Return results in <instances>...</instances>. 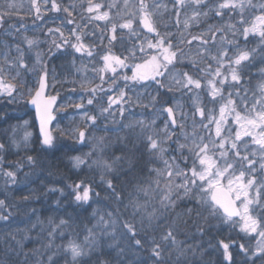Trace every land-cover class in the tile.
Returning a JSON list of instances; mask_svg holds the SVG:
<instances>
[{
	"label": "rangeland",
	"instance_id": "374dc122",
	"mask_svg": "<svg viewBox=\"0 0 264 264\" xmlns=\"http://www.w3.org/2000/svg\"><path fill=\"white\" fill-rule=\"evenodd\" d=\"M91 2L93 5H101L98 12H87L89 0H68L67 2L55 0L58 10L52 9L53 0H36V5L40 9L39 13L36 12L32 0H0V14L10 13L4 15L3 19H9L8 16L15 15L18 11L26 13L33 11L34 16L43 14L47 17L60 15L68 17L67 26L59 27V24L50 27L46 31L47 38H40V28H35L34 36L31 32L32 38L21 35L20 46L17 43L5 44L0 50V66L3 67L0 78H3L5 84L15 85L11 96L0 92V144L5 145V149L0 151V200L5 201V205L0 207V215L8 216L7 220L0 219V239L8 245L7 249L22 253L21 258H25L28 264H36L38 260L47 264V258L53 252L57 253L54 257L55 264H72L70 253L65 255L64 252V246L69 241L82 245L88 253L80 257L77 264H101V261L120 264L121 260L123 264H154L151 259V244L148 241L153 237L159 240L168 230V226L172 225L179 248L192 246L193 251L180 256L169 243V247L165 249L166 259L171 250L169 264H175L177 259L180 260V264L194 262H198L197 264H252V261H255V264H264V258H258L259 254L252 256L260 242L259 231H264V227L256 233L247 232L243 230L244 220L241 216H233L229 221L224 218V213L219 209L217 220L211 227V233H207L208 236L203 238L205 233H199L200 231L196 230L188 232V235L183 237L180 235L179 224L180 200L189 195L184 196L183 190L176 192L173 189L171 199L174 202L179 201V208L170 207L168 211H164L160 204L161 198L169 191L165 160L172 163L175 158V163L172 164L173 170L186 172L189 179L194 165L198 171H203L199 160L189 151L194 141L201 147L203 144L209 145L206 155L215 161L213 171L216 168L222 170L227 163L233 164V169L226 174L227 178H220L223 188L228 190L229 180L235 182V177L239 176L241 171H244L246 176L243 183L246 184L247 179L255 176L257 185H264V168L260 167L259 162L256 165V171L252 172L247 166V161H239L235 156V150L231 149V142L235 140L237 131L241 133L250 131L242 126L244 121L239 123L236 121L235 112L227 116V121L222 126V136L219 138L215 135L214 122L211 124V129L203 127V124L209 123L210 117L219 118L221 106L226 105L229 99L236 101L234 105L236 112L245 115L243 100L240 97L246 92L251 104L254 103L251 98L260 94V85L264 84V51L259 52L257 49H254V52L246 51L240 49L241 44H237L259 34V27L257 31H249L247 37L243 34L241 39L238 30L232 32L230 26H226L227 22L218 26L212 21H203L206 0H203L199 7L190 0H185L183 7L176 5L175 0H145L149 20L155 29L154 34L150 36L144 32L141 25L143 14L140 12V0H127V6H125V0H91ZM233 2L239 4L241 0H233ZM250 3L256 9H260L264 5V0H244V7L251 5ZM9 4L15 7L9 8ZM66 8L68 11H65ZM10 9H13V13L8 12ZM103 12L109 13L106 20L95 19ZM193 12L200 13L197 19L191 18ZM261 15H264V12L260 10L259 16ZM128 20L132 21V29L121 28L120 25ZM2 24L3 21L0 22V28ZM113 25H116L114 33ZM253 25H259L257 19L246 28L251 29ZM81 27L84 30L83 34L79 31ZM50 29L53 30L51 33ZM210 29L216 32L214 40L209 34ZM217 29L221 30L217 32ZM73 32L80 35V42L85 45L83 52H76L72 47L73 44L79 43L72 35ZM113 35L116 37L115 40L112 39ZM193 37L198 39L193 40ZM26 38L35 42L31 48L26 43ZM51 39H54L55 43L49 45ZM65 39L68 43H64ZM161 40L164 41V47L171 44V51L178 54L167 68L158 69L161 75L152 79L155 69L147 62L151 61L153 56H157L158 63L162 62L163 58L155 48L149 45ZM189 41L192 42L189 44ZM262 42L263 40L258 44ZM56 44L61 47L57 48ZM141 47L144 48V52L140 51ZM17 48L23 52V63L26 67H20L21 53L17 51ZM133 51L134 56L131 54ZM44 52H47L48 56H58L57 58L61 61L65 60L62 62V67L59 66L61 70L57 68L49 71L46 78L47 94L59 96L54 108L56 116L51 128L53 138L51 146L43 145L36 140L37 132L33 115L27 106V101L37 86L38 74L43 75L46 71L42 61ZM221 52L227 53L226 59H212L213 55L219 56ZM242 52H247L249 59H253L251 56L254 54V59L257 60L243 61L240 66L233 63L232 67H229V63ZM37 54H40L39 59ZM106 55L119 57L124 61L123 66L114 64L115 71L110 68L105 69L103 57ZM5 57L14 66L10 67L5 62ZM61 61H58V64ZM180 61L190 70L201 72L202 80H199L201 83L199 89L192 86L189 90L177 83L178 80L186 83L184 76L180 74ZM137 65L142 67L137 69ZM217 69L221 73L218 77L215 76ZM233 69H236L242 78V82L236 86H233L234 82L231 80ZM134 72L147 74L149 79L133 80ZM208 73L210 75L206 77L205 74ZM225 77L227 80L221 85L219 81L225 80ZM210 81L219 90L215 99L211 95ZM120 82L123 83L120 84ZM93 89L96 90L95 93ZM238 90L240 96L236 95ZM121 92L124 93L122 99ZM229 93L232 95L229 96ZM109 97L117 100V103L112 104L110 108ZM89 99L93 101L92 104L88 103ZM165 105L174 109L176 128H171L167 120L160 119V116L164 114ZM69 107L70 109H67ZM197 107L204 109L203 118L196 111ZM105 108L109 110L102 112ZM89 117H95V120L92 121L88 119ZM118 122L121 124L120 128H118ZM139 122H143V127ZM96 129L98 132L102 129L110 133L111 139L97 135L90 136L93 132L91 130ZM80 131L86 133L83 141L79 138ZM258 132L259 130H255V134ZM26 133L30 134L27 141H25ZM149 135L160 142L159 147L164 149L162 155L159 149L149 150L147 141ZM128 136L132 142L134 141L133 143L127 140ZM221 140L228 141L223 149L219 146ZM13 141L16 143L14 144ZM237 143L242 155L247 154L256 161L260 160L258 146L254 144L251 136L242 135L241 141ZM181 145L185 147L181 148ZM37 152L38 154L46 153L56 162L62 160L66 164V169L73 174L84 170L83 172L90 180L96 176L94 181L84 182L83 189L79 191L82 195L84 188H88L89 200L76 201L77 190L73 186L53 182L50 176L42 174L33 164L30 165L26 157ZM222 152L225 155L222 156ZM253 152L256 153L255 156H252ZM73 157H80L84 163L75 167ZM116 157L122 159L115 162L112 171L106 172L97 163V161L112 163ZM152 161L160 162L163 166L159 169L163 173L160 177H157L156 168L155 171H153L154 167H151L152 171L143 168L142 165ZM9 171L16 173L14 181L4 174ZM184 179V176L174 175L172 184H182ZM108 181L112 182L115 194L108 188ZM197 183L200 188L191 194L195 198L201 188L207 187L205 182L197 180ZM99 184L102 186L98 187ZM236 186L234 183V189L230 194L237 209L242 211L244 197L241 195L240 199H236ZM143 189L148 190L147 195ZM256 191L255 187L249 189L250 199L256 196ZM25 196L29 199H23ZM210 197L211 193H208L205 199L210 200ZM69 200H71L70 203ZM134 202L146 204V209L136 212L133 207ZM70 204L75 206V209L72 212L64 211V205L71 206ZM154 209L156 219L153 220L151 227H148L145 213L152 212ZM109 213L112 214L111 217ZM249 214L264 224L262 219L264 200H261L259 206H250ZM101 217L106 221L109 219L117 221L118 230L114 237L105 234V225L100 222ZM142 218L144 219L143 228L141 227ZM61 220L66 223L55 232L52 247L45 248V245L49 243L48 234L60 224ZM124 221L136 224L139 234L135 239L144 241L142 248L135 247L134 241L122 234L120 226ZM89 230L96 237L91 247L85 240ZM106 232L110 234L112 229L107 228ZM222 243L229 244L231 261L225 259ZM117 244L118 247L115 246ZM240 245L248 249L247 255L241 250ZM23 246L32 249L26 252ZM121 249L124 250L122 255L119 254ZM105 254L108 257L105 258Z\"/></svg>",
	"mask_w": 264,
	"mask_h": 264
},
{
	"label": "snow or ice",
	"instance_id": "6c2138e0",
	"mask_svg": "<svg viewBox=\"0 0 264 264\" xmlns=\"http://www.w3.org/2000/svg\"><path fill=\"white\" fill-rule=\"evenodd\" d=\"M203 3V0H194V4L199 7ZM33 6L36 8V12L39 13L40 9L36 5V0H32ZM175 4L179 5L180 7H183L185 5V0H175ZM125 6H127V0H125ZM9 8H14L15 6L13 4L8 5ZM140 12L143 14V18L141 20V23L146 27L149 31H155L153 28L152 24L149 22V15L147 13V5L145 3V0H140ZM240 7L242 10L244 8V0H241L239 4L233 2V0H223L220 4L217 5V15H221L222 11L224 9L228 8H236ZM101 8V5L95 4L93 5L91 0H89V7L87 8L88 13H93L94 11H99ZM52 9L53 10H58V5L55 3V0H53L52 3ZM177 12H179V9H176ZM65 11H68L66 8ZM261 11L264 12V5L261 6ZM6 14L10 13H3L0 14V22L3 21V16ZM69 15L71 13L69 12ZM134 15V14H133ZM200 13L198 12H193L192 19H197L199 17ZM204 15H207V13H204ZM109 16L108 12H103L100 15H97L95 19L97 20H106ZM259 22V25H253L252 28H245L244 29V35L247 37L249 31H257V27L260 29V36L262 39H264V15H261L256 18ZM187 26V22H186ZM121 28H127V29H132V21L128 20L126 23L120 25ZM221 29H217V32H219ZM53 30L50 29L49 32L51 33ZM55 31H59V29H55ZM113 33L116 31V25H113L112 28ZM209 34L213 37V40L215 39L216 32H212L211 29L209 30ZM73 36H75L76 41L79 43L73 44L72 47L75 49L76 52H83L85 50V45L80 42L81 37L80 35H77L75 32L72 33ZM61 37H63V33H61ZM113 40L116 39L115 35L112 37ZM198 39V37H193V40ZM192 41H189L188 43L190 44ZM26 43L29 45L31 48L34 45V41L31 39L26 38ZM55 43V41L53 42ZM64 43H68V40L65 39ZM204 43H207V41H204ZM164 41H158L156 44H150L149 47L155 48L157 52L159 53L160 56H162L163 61L158 63L157 62V56H153L151 58V61L147 62L151 64V66L155 69L154 74L152 75V79H155L156 76L161 75V73L158 71L160 67L167 68L169 64H172L173 60L176 59L177 57V52L171 51L172 45L169 44L168 47H164ZM57 48H60L61 45L56 44ZM17 51L20 52V57H19V63L20 67H26V65L23 63V52L17 48ZM141 52H144V48L141 47L140 49ZM133 56L135 55V52L133 51L131 53ZM39 55L37 54V58L39 59ZM89 55H91V52H89ZM227 58V53L226 52H221L219 56H213V60H223ZM249 59V54L247 52H242L239 56L235 58L234 61H231L229 63V67H232V64L234 63L237 66H240L243 61H246ZM103 60L105 62V69H111L112 71H115V65L123 66L124 61L121 60L117 56H111V55H106L103 57ZM5 62L9 64V66H14L11 61L7 60V57H5ZM142 66L137 65L136 68L140 69ZM3 71V67L0 66V72ZM103 71V69H102ZM221 73L219 69H217L215 76L218 77L220 76ZM184 80L186 83L183 81H177L178 84H181L182 87H186L189 90H191L192 86H195V88L199 89L201 87V83L198 79H193L191 75L188 73H184ZM46 78H47V72L45 71L43 75L40 77L39 81V90L36 93V97H34L31 101V103L37 105V114L40 118L41 122V134L43 136L42 144L43 145H48L51 146L53 143V138L51 134L46 131V124L48 121L52 119L51 111H52V104L56 101V97H51L48 101L44 103L43 110H41V106L39 101V98L41 97L44 88L46 87ZM103 78V77H102ZM127 79V78H126ZM133 80L140 79V80H147L149 79V76L147 74H142L139 72H134V75L132 77ZM227 80V77H225V80L219 81L221 85H223ZM231 80L234 82L233 86L239 85L242 82L241 76L238 74L236 69L232 70L231 73ZM159 83V81H157ZM210 84H212V92L211 95L213 99L216 98L219 90L215 87V84L210 81ZM163 86V85H161ZM15 85L13 84H5L3 78H0V92L7 93L9 96H11L14 92ZM93 93H95V89L92 90ZM232 93H229V96H231ZM237 96H240L239 90L236 92ZM124 97V93L121 92L120 98L122 99ZM222 98V97H221ZM241 100H243V108L246 111L245 115H241L240 112H236V109L234 107L236 101L229 99L226 103V105L221 106L220 108V116L219 118L216 117H210L209 118V123L203 124L204 128L211 129V124L214 122L216 125L215 128V135L216 137H221L222 136V126L223 124L227 121V116L235 112L236 114V121L239 123L240 121H244V124L242 125L246 129H250V131H246L244 133H241L240 131H237L235 140L231 142V149L235 150V156L236 158L239 159V161H247V166L249 169H251L252 172L256 171V165L259 162L260 167L264 168V84L260 85V94L254 95L251 99L254 100V103L249 104V97L247 96V93L245 92V95L240 97ZM89 104H92L93 101L91 99L88 100ZM117 103V100H114L112 97H109V108L111 107L112 104ZM76 107H80V105H76ZM109 109L105 108L102 109V112H107ZM123 111V109H121ZM165 111L168 113V116L171 118V123L172 125H176L177 121L175 118V113L173 107H168L165 109ZM196 111L199 113L201 118L204 117L205 112L204 109L201 107H197ZM88 119L94 121L95 117H89ZM141 126L143 127V122H139ZM167 127V126H166ZM182 127V125H181ZM255 130H259L258 134H255ZM28 135L30 134H25V141H27ZM242 135H247L251 136L252 140L255 145L258 146L257 151L261 154L260 155V160L256 161L252 158L249 157V155L244 154L242 155L239 149L238 141H241V136ZM86 133L84 131L79 132V138L81 141L85 139ZM148 141V148L150 151H156L159 149L161 155L164 152V149L159 147L160 142L156 139H153L152 136L147 137ZM15 144L16 141H13ZM201 143H203V138H201ZM228 143L227 140H221L220 142V148L223 149ZM185 147V145H181V148ZM5 149L4 144H0V151ZM198 149V150H197ZM209 149L208 144H203L201 147L200 144L193 142L192 147L189 148V151L194 153L195 157L199 160L200 166L203 168V171H198L195 165L191 169V178L189 179L187 177L186 172H179V171H174L172 164L175 163V158H173L172 163H169V161L165 160V166L167 169V179L169 181L167 187L169 188L168 193H166L160 200L161 207L163 208L164 211H168L170 207L174 208L175 207V202L171 199V192L174 189L176 192H180V190H183V195L188 196L191 195L197 188H200V185L197 183V180L200 182H205L207 184V187L201 188L199 194L197 195V200L198 203L204 205V206H210L212 213L216 214L219 209H223L224 212V218L226 220H231L233 216H241V218L244 220L243 224V230L251 233H256L259 231L261 227H264V224H261L260 221L257 219L253 218L249 214L250 206H259L261 200H264V185H257L256 182V177L253 176L251 179H247V183H243V180L246 178L245 172L241 171L239 173V176L235 177V182L233 180H229L228 183V192L233 191L234 189V183L237 185L235 187V191L237 193L236 199H240V196L242 195L244 197L243 200V209L242 211L236 209L234 207V201L228 197L226 194H224V190L222 185L220 184V178H227L226 174L230 172V170L233 169V164L232 163H227V166L223 168L222 170L219 168H216L215 171H213V168L215 166V161H213L210 157L206 155L207 151ZM221 155H225V153H221ZM256 153L253 152L252 156H255ZM73 163L75 167H79L84 161L80 157H73ZM122 159L121 157H116L115 160L112 163H109L108 161H97L98 164H100L104 170L107 171H112L114 164L116 161H119ZM26 160L28 163L34 164L35 163V157L33 156H28L26 157ZM7 177H10L15 180V172H5L4 173ZM163 175L162 172L157 170V177H160ZM184 176V182L179 185H173L172 184V178L173 176ZM215 177V179L213 178ZM158 183V180H157ZM82 187V185L77 184L75 188L77 189L75 200L76 201H88L89 200V189L84 188L83 194L81 195L78 189ZM255 187L257 189L256 191V196L254 198H249V189ZM108 188L113 190V193L115 194V189L111 181H108ZM145 191V194L147 195V189H143ZM208 193H211L210 200L205 199L206 195ZM180 198V197H178ZM23 199L28 200L29 197L25 196ZM5 205L4 200H0V207H3ZM146 204L142 205L139 202H134L133 207L136 210V212H140L144 209H146ZM192 209H189L188 212L191 213ZM109 217H111V213L108 214ZM145 217L147 220V225L148 227H151L153 220L156 219V210L154 209L152 212H146ZM0 219L7 220L8 216L0 215ZM264 219V217H262ZM100 222L105 225V234L106 235H111L115 236L116 232L118 230L117 227V221L114 219H109V220H104L103 217H101ZM66 222L61 220L59 225H56L53 228V231L50 232L49 235V243L45 245V248H51L53 243H54V235L55 232L61 228ZM141 227H144V219L142 218L141 220ZM107 228H111L112 232L109 234L106 232ZM122 229V234L127 235V237L130 240L134 241V246L137 248H142L144 241L141 239H135V237L139 234L137 226L134 222H129V221H124L123 224L120 226ZM259 236H260V242L258 244V247L255 249V251L252 253V256H257L259 254L258 258H264V231H259ZM15 239V237H13ZM96 237L95 234L89 230V234L87 237H85V240L89 242V246H93V241H95ZM21 243V242H18ZM148 243L151 244V259L154 261V264H169V261L171 259V250L169 251V256L166 259L165 258V249L169 247V243L179 252L180 256L185 255L186 252L193 251L192 246H187L186 248H179V242L176 240L175 236V231H174V226L169 225L168 230L157 240L155 237L150 239ZM115 244V242H114ZM22 246V245H21ZM118 247V244L115 245ZM222 247L224 249V256L225 259L228 261H231V255L229 253V244L222 243ZM241 250L247 255L248 249L245 248L244 245H240ZM123 249L120 250V255L123 254ZM64 252L65 255H68L70 253L71 255V260L72 264H77V261L79 260L80 257H83L87 255V251L85 248L77 244L73 241H69L67 245L64 246ZM57 255V253L53 252L52 255L48 256L47 258V264H55L54 257ZM251 259V258H250ZM36 264H45L44 261L38 260ZM101 264H109L108 261H101ZM120 264H123V261L121 260ZM175 264H180V260L177 259ZM252 264H255V261H252Z\"/></svg>",
	"mask_w": 264,
	"mask_h": 264
},
{
	"label": "trees",
	"instance_id": "16d2710c",
	"mask_svg": "<svg viewBox=\"0 0 264 264\" xmlns=\"http://www.w3.org/2000/svg\"><path fill=\"white\" fill-rule=\"evenodd\" d=\"M57 1H60V0H57ZM61 1L67 2L68 0H61ZM190 1L194 2V0H190ZM206 2H207V5L205 7V11L204 9L203 11L204 13H207V15H204L205 20L203 21H209V22L212 21V23L218 26L221 25L222 23L227 22L226 26H230V30L232 32H235V30H238L239 35H240L239 37L241 39L243 38L244 29L251 25L252 21H254L259 16L260 10H261V8L256 9L255 6L252 3H250L251 5L245 6L243 10L242 9L238 10L237 7L234 9L233 8L224 9L221 15H217L216 14L217 5L223 2V0H206ZM12 10L13 9H10L8 10V12L13 13ZM258 10L259 12H257ZM8 17L9 19H3V24H2V27L0 28V50L5 44L7 45V44H12V43H17V45L20 46L19 43H21L20 41L21 35L23 34L25 37L32 38V33L34 36L35 28H40V33H39V35L41 36L40 38H43V39L47 38L48 34L46 33V31L50 27L56 26L59 24H60L59 27H62V25L65 27L67 26V20H68L67 16L63 17L61 15L58 17L56 16L47 17L43 14L34 16L33 11H30L29 13L18 11L15 15H10ZM82 25H84V23H82ZM79 31L81 34H83L84 30L81 27ZM232 36L234 37L235 34ZM262 40H263L262 43H264V39L261 38L260 34H256L253 37H250V39L249 38L245 39L244 42L242 43L237 42V44L238 45L241 44L240 49H243L246 51L250 50L253 52H254V49H257V51L261 52V51H264V44L262 43L258 44V43H260ZM53 41L54 39H51L49 45H52ZM254 56L255 55L252 54L251 57H253V59H249L247 61L251 62L252 60H257V59H254L255 58ZM57 57L56 56L54 57L52 55L48 56L47 52L46 53L44 52V58L42 57V61H43V67L46 69L47 73L57 68L61 70L59 66H61L62 62L65 60L62 59L61 61L58 59L59 57L58 58ZM58 61H61V63L59 62L58 64ZM182 63L183 62L180 61V74L181 75H183L184 73H188L189 75L193 77V79L202 80L200 71L195 72V70H190L189 68H187L186 65ZM208 75H210V73L205 74L206 77ZM39 77H40V74H38V79ZM122 83L123 82H120V84ZM91 131L93 132L90 133V136L97 135L98 137H103V138L106 137L107 139L110 138L109 136L110 133L108 134V132L102 129H100L99 132L97 129L91 130ZM35 134H36L35 135L36 140H38L42 144V142L38 138L37 133ZM32 154H33L32 156L35 157V163L33 164V166L37 168L38 170H40L42 174H46L47 176H50L53 182H56V183L60 182L63 184L66 183L67 186H73L75 188L77 184L82 185L84 182H90L96 179V176H93L92 180H90L87 174L83 172L84 170L79 171L75 174L71 173L70 170L66 169V164L63 163L62 160H59L58 162H56L55 159L50 158L49 155H47L46 153L40 152L38 154L37 152V153H32ZM38 163L40 165H38ZM56 163H57V166H56ZM140 163L143 164L144 162H140ZM142 166L143 168L150 170V171H152L153 169L151 167H154L153 171H155L156 169L159 170L161 167H163L162 165H160V162H156V161L147 162V164L142 165ZM97 186L101 187L102 184H99ZM82 187H80L78 191H81V189H83ZM75 190L77 189L75 188ZM70 202L71 200H69V203ZM64 207H65L64 211L68 210L72 212L75 209V206L73 205L71 206L64 205ZM175 208L176 209L179 208L178 200L175 201ZM189 209H192L191 213L188 212ZM180 214H181L180 221H179L180 235L184 237L188 235V232L190 233L191 231L198 230L200 231L199 233L201 232L205 233V235L203 236L204 238L205 236H208L207 233L209 232L211 233V227L213 226V224H215V220H217L218 213L213 214L210 206H204V205L198 204L197 198H195V196L189 195V197H186L185 199L180 200ZM4 243L5 241H3V239H0V264H28L27 261H25V258H21L22 253H16V252H13L11 249H7L8 245ZM23 248L26 252H30V250L32 249L31 247H28V246H23ZM91 256L93 257L94 254ZM104 257L106 258L108 256L105 254ZM197 263L198 262H194L193 264H197Z\"/></svg>",
	"mask_w": 264,
	"mask_h": 264
},
{
	"label": "water",
	"instance_id": "95a60500",
	"mask_svg": "<svg viewBox=\"0 0 264 264\" xmlns=\"http://www.w3.org/2000/svg\"><path fill=\"white\" fill-rule=\"evenodd\" d=\"M149 22H150V21H149ZM141 25H142V27H143L144 32H146V33H148V34H150V35H152V34L154 33V31H149L146 27H144V25H143L142 23H141ZM40 77H41V76H40ZM40 77H39V80H38V83H37V86H36L34 92L32 93L31 97H30V98L28 99V101H27V106H28L29 110L31 111V113H32V115H33V121H34V124H35L36 132H37V135H38L40 141L42 142V140H43V136H42L41 131H40V128H41V122H40V118H39V116H38V114H37V105L31 103L32 99H33L34 97H36V93H37V91L39 90V81H40ZM46 86H47V81H46ZM51 97H56V96H55V95H47V94H46V87H45L44 90H43V93H42V95H41V97L39 98V101H38V102L40 103L41 110H43L44 103H45L46 101H48ZM56 101H57V97H56ZM56 101H55V102L52 104V106H51V108H52V111H51L52 119H51L50 121H48V123H47L46 126H45L46 131H48L50 134H51L52 123H53V121H54V113H53V110H54V107H55ZM168 107H170V106L167 105V106L165 107V109H167ZM165 114H166V116H167V118H168V121H169L170 126H171L172 128H176V127H177V123H176L175 126L172 125V123H171V118L168 116V113H167L166 111H165ZM223 190H224V194H226L228 197H230V198L232 199L230 192H228V190H227L226 188H223ZM234 207L237 209V207L235 206V204H234ZM221 211L223 212V209H221ZM223 213H224V212H223ZM234 217H235V216H234Z\"/></svg>",
	"mask_w": 264,
	"mask_h": 264
},
{
	"label": "flooded vegetation",
	"instance_id": "af4514ba",
	"mask_svg": "<svg viewBox=\"0 0 264 264\" xmlns=\"http://www.w3.org/2000/svg\"><path fill=\"white\" fill-rule=\"evenodd\" d=\"M53 95H55L56 97H57V101H56V104H57V102H58V100H59V96L58 95H56V94H53ZM167 105H165L164 106V108H163V110H164V114L163 115H161L160 116V119L162 120V121H165V120H167V122H168V118H167V116H166V114H165V107H166ZM67 109H70V107L69 108H67ZM55 113H54V120H55ZM119 122H121L120 120H119ZM119 122H118V128H120V126H121V124H119ZM129 142H131V143H133L132 141H131V138H129V136H128V139H127ZM221 210V209H220Z\"/></svg>",
	"mask_w": 264,
	"mask_h": 264
}]
</instances>
